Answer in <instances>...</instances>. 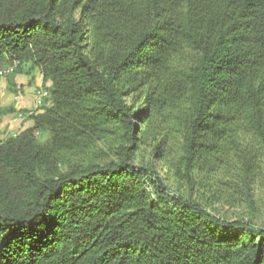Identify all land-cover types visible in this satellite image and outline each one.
<instances>
[{
  "label": "trees",
  "instance_id": "obj_1",
  "mask_svg": "<svg viewBox=\"0 0 264 264\" xmlns=\"http://www.w3.org/2000/svg\"><path fill=\"white\" fill-rule=\"evenodd\" d=\"M7 60L51 84L0 144V264H264L216 209L264 193V0H0Z\"/></svg>",
  "mask_w": 264,
  "mask_h": 264
},
{
  "label": "rangeland",
  "instance_id": "obj_2",
  "mask_svg": "<svg viewBox=\"0 0 264 264\" xmlns=\"http://www.w3.org/2000/svg\"><path fill=\"white\" fill-rule=\"evenodd\" d=\"M14 67L16 71L8 73L4 78H0V86L4 83L5 88L0 92V144L11 136H18L24 130L30 128L34 124L32 117L35 110L42 109L43 106H49L50 102L46 100L41 106H37V97L35 94L42 88L48 89L51 82L44 83V76L40 67L28 66L25 71L19 70L16 64H9L7 61H0V69H6L7 67ZM43 83H40L42 82ZM38 83L40 85L38 86ZM24 88V89H23ZM5 90V91H3ZM34 95V100L29 106L27 104L20 105L27 99V96ZM16 120L29 123V127L19 130L11 127V123ZM42 140H46V134L39 135ZM102 147L104 145H101ZM138 163L146 164L147 153L144 150L138 153ZM145 158V159H144ZM144 159V160H143ZM159 167L160 161L154 162ZM152 164V163H150ZM161 170V169H160ZM162 172V171H161ZM174 186V185H173ZM172 186V187H173ZM176 188H174L175 190ZM186 194V193H185ZM217 213L223 218L231 220H238L246 218L253 224L264 225V193H257L251 195L246 200H240L239 202H233V205L226 203L225 201L216 205Z\"/></svg>",
  "mask_w": 264,
  "mask_h": 264
},
{
  "label": "built area",
  "instance_id": "obj_3",
  "mask_svg": "<svg viewBox=\"0 0 264 264\" xmlns=\"http://www.w3.org/2000/svg\"><path fill=\"white\" fill-rule=\"evenodd\" d=\"M15 67V66H14ZM14 67H7L6 69H0V78H4L8 75V73L14 71ZM35 96L37 97V106H41L46 100L50 98V92L47 89H40Z\"/></svg>",
  "mask_w": 264,
  "mask_h": 264
},
{
  "label": "crops",
  "instance_id": "obj_4",
  "mask_svg": "<svg viewBox=\"0 0 264 264\" xmlns=\"http://www.w3.org/2000/svg\"><path fill=\"white\" fill-rule=\"evenodd\" d=\"M40 83H43V81L40 82ZM40 83H38V86L40 85ZM4 88H5V86H4V83H3L0 86V92ZM3 91H5V90H3ZM33 100H34V103H36L34 95L32 97H31V95H29V96H27V99H25V101L22 102L20 105L27 104L26 106H29L32 103ZM10 126L11 127L13 126L14 128L19 129V130H23V129L29 127L30 125L27 122H22L21 120L20 121L16 120V121H14V123H11Z\"/></svg>",
  "mask_w": 264,
  "mask_h": 264
}]
</instances>
